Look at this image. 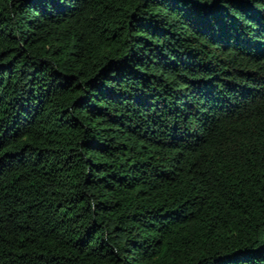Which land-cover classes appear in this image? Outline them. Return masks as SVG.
<instances>
[{"label": "trees", "instance_id": "16d2710c", "mask_svg": "<svg viewBox=\"0 0 264 264\" xmlns=\"http://www.w3.org/2000/svg\"><path fill=\"white\" fill-rule=\"evenodd\" d=\"M0 264H264V0H0Z\"/></svg>", "mask_w": 264, "mask_h": 264}, {"label": "water", "instance_id": "95a60500", "mask_svg": "<svg viewBox=\"0 0 264 264\" xmlns=\"http://www.w3.org/2000/svg\"><path fill=\"white\" fill-rule=\"evenodd\" d=\"M18 38H19V39L21 38V34H19Z\"/></svg>", "mask_w": 264, "mask_h": 264}, {"label": "rangeland", "instance_id": "374dc122", "mask_svg": "<svg viewBox=\"0 0 264 264\" xmlns=\"http://www.w3.org/2000/svg\"><path fill=\"white\" fill-rule=\"evenodd\" d=\"M19 39V38H18Z\"/></svg>", "mask_w": 264, "mask_h": 264}]
</instances>
